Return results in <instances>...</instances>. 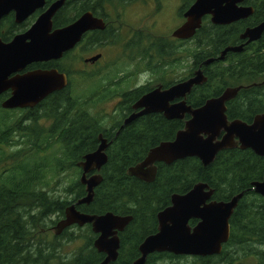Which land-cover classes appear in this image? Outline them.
<instances>
[{"label": "trees", "instance_id": "16d2710c", "mask_svg": "<svg viewBox=\"0 0 264 264\" xmlns=\"http://www.w3.org/2000/svg\"><path fill=\"white\" fill-rule=\"evenodd\" d=\"M55 1L47 0V6ZM194 1L187 0L186 7ZM116 2L107 0L106 4ZM103 3L104 0H66L54 17V28L71 24L87 11L97 14ZM244 4L252 7L254 14L237 23L220 26L212 24L209 17L204 18L194 38L187 41L193 42L194 48L188 52L186 78L177 73L174 79L176 82L189 79L202 67L207 82L195 86L187 96V103L194 108L221 96L227 88L242 87L227 103L226 114L230 121L252 123L255 116L264 113V34L242 52L228 53L224 61L204 65L209 59L219 57L227 47L241 45L240 36L245 30L264 21V0H246ZM39 13L21 25L10 14L0 23V38L11 41L29 29ZM67 59L68 55L58 62L57 68L70 75L68 87L52 94L36 111L25 114L5 110L1 106L4 97H0V264H99L103 261V254L94 248L96 235L90 225L72 228L77 231L66 229L60 236L52 232L65 217L66 208L87 195L86 187L80 182L79 163L85 155L97 150L100 135L110 143L106 151L108 162L101 170L103 180L95 189L91 204L77 209L91 215L111 212L132 216L122 237L123 246L125 239L133 238L138 247L155 234L157 216L171 205L172 196L186 194L200 182L214 190L212 200L215 201H229L244 192L230 219V239L221 254L191 257L155 253L145 264H264V198L251 190L252 184L264 177V157L252 150L226 149L207 167L197 158H186L171 165L158 163L153 182L139 180L129 175V169L141 163L152 148L173 141L185 121L151 114L139 117L118 134L112 132L106 128L105 117L93 111L102 101L103 94L98 91L102 86L98 83L97 91L90 93L77 92L73 74L64 66ZM179 66L178 61L177 70ZM174 68L172 64V74L176 72ZM91 79L94 78L81 74V81ZM173 82L164 81V86ZM47 121L51 122L49 126ZM120 123L116 121L112 127L116 129ZM6 147L16 148L7 152ZM52 179H55L54 186L63 182L59 191L50 186ZM196 222L191 221V225ZM78 240H82L80 245L73 244ZM70 245L76 247L68 255L65 248ZM136 246L129 252L122 247L116 264H131L139 258Z\"/></svg>", "mask_w": 264, "mask_h": 264}, {"label": "water", "instance_id": "95a60500", "mask_svg": "<svg viewBox=\"0 0 264 264\" xmlns=\"http://www.w3.org/2000/svg\"><path fill=\"white\" fill-rule=\"evenodd\" d=\"M47 0H0V23L10 14L17 25L23 24L37 11L46 7ZM246 0H195L185 13L186 22L174 36L191 40L202 27L203 19L209 16L212 24L226 26L248 19L254 9L243 5ZM66 0L50 4L25 32L19 33L9 42L0 38V96L11 91L12 95L2 103L3 109L34 108L51 94L68 85L65 74L57 70L33 71L20 74L33 63L59 60L71 51L82 36L94 29H103L100 20L91 12L83 14L75 22L54 28V17L63 8ZM264 34V21L248 28L241 35L245 41L239 46L227 47L219 57L209 59L204 65L224 61L228 53L242 52L245 46L257 42ZM207 82L202 67L194 75L170 88L161 86L143 96L135 105L133 113L124 122L127 126L137 118L161 113L168 120H186L173 141L162 142L152 148L146 158L131 167L129 175L147 183L155 180L157 163L171 165L186 158H197L207 167L214 162L219 152L240 148L252 150L264 157V113L255 116L252 123L227 117V102L233 100L242 87L227 88L221 96L209 99L203 106L193 108L186 99L195 86ZM175 100H179L174 103ZM96 151L84 156L79 163L82 169L80 182L87 195L65 210V217L53 231L60 236L66 229L91 225L97 235L95 249L106 258L99 264H111L118 258L119 233L133 220L132 216H119L111 212L103 215L82 213L78 206L93 201L95 189L102 183V168L108 162V140L99 136ZM256 194L264 198V177L252 184ZM214 190L206 183L196 184L186 194H174L171 205L159 212L157 233L148 236L140 245V257L132 264H145L155 253H171L176 256L210 257L221 254L230 239V219L244 192L229 201L212 200ZM198 221L195 226L190 221Z\"/></svg>", "mask_w": 264, "mask_h": 264}, {"label": "flooded vegetation", "instance_id": "af4514ba", "mask_svg": "<svg viewBox=\"0 0 264 264\" xmlns=\"http://www.w3.org/2000/svg\"><path fill=\"white\" fill-rule=\"evenodd\" d=\"M106 2L107 0H104V6L99 8L97 14L92 11H87L91 12L95 18L102 22L103 29H94L86 32L76 46L67 52L63 58L33 63L20 72V74L37 70H57L59 73L67 76L69 85L70 75L57 68L58 62L65 60V57L68 55L64 66L68 65L67 70L70 74H73L74 81L80 80L81 74L83 73L85 76L94 78L91 81H97L96 79H99L101 82L99 84L102 87L99 89H101L100 93L103 94L102 101L96 105L93 111L103 115L105 117L106 128L118 134L125 127L123 126L125 120L133 113L140 111L134 110L133 107L143 96L155 90L157 87L161 86L163 89H167L174 84L187 80L184 79L176 82L177 79L174 78L177 77V72L172 74L171 71L172 64L177 71L179 61V75L181 78H186L188 40L179 39L174 36V33L185 24L187 20L185 13L188 8L186 7V0H117L116 4H106ZM244 3L243 5H245ZM47 7L46 1V7L36 12H40L37 17ZM120 74H123V77H119ZM124 74L128 75V77ZM164 81H174L175 83L173 82L174 84L166 87L164 86ZM143 87H148L149 90L140 91ZM11 95L12 92L8 91L0 96L4 97L1 106ZM178 101L175 100L174 103ZM40 104L34 108L7 110L20 111L21 113L27 114L36 111L34 109H37ZM188 119L186 116L183 121L186 122ZM44 121L42 119L43 123ZM116 121H120L121 123L119 127L114 129L112 125ZM46 124V126H49L51 122L47 121ZM73 227L77 226H72L68 229L71 230ZM126 228L123 232L119 233L120 248L118 251L123 247L124 251L129 252L132 247L134 248L137 245L134 244V239L132 238L125 239V245L123 246L122 237L126 234ZM140 245L138 247L136 246L139 253ZM132 251L136 250L132 249ZM103 257L105 259L106 255L103 254ZM117 260L111 264H116Z\"/></svg>", "mask_w": 264, "mask_h": 264}, {"label": "rangeland", "instance_id": "374dc122", "mask_svg": "<svg viewBox=\"0 0 264 264\" xmlns=\"http://www.w3.org/2000/svg\"><path fill=\"white\" fill-rule=\"evenodd\" d=\"M187 1V0H186ZM30 28V27H29ZM192 48H194V44H193V42H188L187 43V64H188V58H189V56H188V52H189V50H191ZM66 68H68V65H66L65 66ZM177 73H180V70L178 69L177 71H176ZM125 75V74H124ZM112 76V75H111ZM126 77H128V75H125ZM119 77H123V74H120L119 75ZM97 81H85V82H81V80H78V81H75V87H76V90H77V92H85V93H90L91 91H97V85H98V83H101L100 81H99V79H96ZM74 87V88H75ZM89 91V92H88ZM101 91V89H99V92ZM18 147H21V146H18ZM14 148H16V147H10V148H5L6 150H7V152H9L10 150H12V149H14ZM42 155H44V154H42ZM48 155H50V153L48 154ZM52 158V157H51ZM33 161H34V159H32ZM32 160H30L29 162L31 163V162H33ZM28 162V161H27ZM2 164V163H1ZM50 177H51V175H50ZM55 179H52V180H50V186H53L54 187V190H57V189H60V188H58V187H61L62 186V184H63V182H61V184H57V186H54V183H52L53 181H54ZM57 191H59V190H57ZM58 194H60L59 192H57ZM72 231H77L76 229H72ZM52 232H54V231H52ZM81 241L82 240H78L76 243H73V244H75V245H80V243H81ZM65 242V241H64ZM75 245H70V246H67L66 248H65V251L67 252V254L68 255H70V252H72L74 249H75ZM64 254V253H63Z\"/></svg>", "mask_w": 264, "mask_h": 264}, {"label": "bare ground", "instance_id": "6f19581e", "mask_svg": "<svg viewBox=\"0 0 264 264\" xmlns=\"http://www.w3.org/2000/svg\"><path fill=\"white\" fill-rule=\"evenodd\" d=\"M244 198V197H243Z\"/></svg>", "mask_w": 264, "mask_h": 264}]
</instances>
